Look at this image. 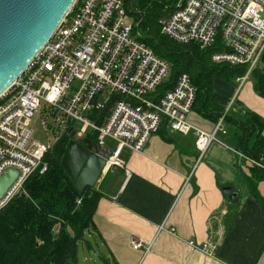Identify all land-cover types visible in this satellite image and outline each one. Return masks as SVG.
Instances as JSON below:
<instances>
[{"label":"built area","instance_id":"obj_1","mask_svg":"<svg viewBox=\"0 0 264 264\" xmlns=\"http://www.w3.org/2000/svg\"><path fill=\"white\" fill-rule=\"evenodd\" d=\"M127 15L126 0H76L50 40L0 95V176L9 169L18 171L0 199V209L22 192L35 171L47 170L46 155L71 122L82 123L76 137L95 130L99 150L108 146L107 139L115 141L104 172L124 167L123 150L143 151L164 122L172 131L194 133L200 157L212 143H224L218 133L226 132V113L213 131L189 121L197 87L188 73H181L172 88L153 99L169 79L171 64L141 39L139 23L128 21ZM160 24L171 39L202 49L220 39L224 50L212 60L247 66L242 80L264 54V0H178L177 9ZM39 113L44 115L43 126H51L50 119L52 129L58 130L45 142L33 137ZM94 113L101 122L93 119ZM242 154L264 173L263 156ZM133 246L142 247V240L135 239ZM218 246L208 240L200 249L213 257Z\"/></svg>","mask_w":264,"mask_h":264},{"label":"crops","instance_id":"obj_2","mask_svg":"<svg viewBox=\"0 0 264 264\" xmlns=\"http://www.w3.org/2000/svg\"><path fill=\"white\" fill-rule=\"evenodd\" d=\"M240 78L214 74L210 96L218 108L210 116L192 110L189 121L213 131L218 109L264 118L254 79ZM224 127V143H212L202 157L194 133L166 124L143 151L124 149L125 166H111L95 185L103 196L78 243L77 264H264V174L237 149L233 126ZM135 239L142 247L134 248ZM208 240L219 242L213 257L200 249Z\"/></svg>","mask_w":264,"mask_h":264},{"label":"trees","instance_id":"obj_3","mask_svg":"<svg viewBox=\"0 0 264 264\" xmlns=\"http://www.w3.org/2000/svg\"><path fill=\"white\" fill-rule=\"evenodd\" d=\"M177 7L178 0H133V6L126 0L128 14L139 23L141 39L171 64L169 79L157 88L153 99L158 100L172 88L181 73H188L197 87L193 110L210 116L218 108L210 96L212 76L219 73L242 77L247 66L214 62L213 54L224 50L220 39L212 47L202 49L164 34L160 20ZM250 76L256 91L264 97V54ZM218 110L216 123L224 113ZM92 117L102 121L98 113ZM224 120L233 126L238 150L264 157V118L248 110L242 118L226 113ZM76 131L71 122L47 153V170L35 171L25 181L22 192L0 209V264H77L78 243L92 225L103 194L95 186L79 192L62 166V157L73 139L91 151H99L95 130L87 129L82 138L76 137Z\"/></svg>","mask_w":264,"mask_h":264},{"label":"water","instance_id":"obj_4","mask_svg":"<svg viewBox=\"0 0 264 264\" xmlns=\"http://www.w3.org/2000/svg\"><path fill=\"white\" fill-rule=\"evenodd\" d=\"M76 0H0V95L24 72L39 50L50 40ZM133 6V0H130ZM112 149L91 151L71 140L61 163L76 189L95 186L106 168ZM18 171L0 176V199L14 182ZM235 197L233 187L224 188Z\"/></svg>","mask_w":264,"mask_h":264},{"label":"rangeland","instance_id":"obj_5","mask_svg":"<svg viewBox=\"0 0 264 264\" xmlns=\"http://www.w3.org/2000/svg\"><path fill=\"white\" fill-rule=\"evenodd\" d=\"M134 17H135L134 15L128 14L127 15V20L133 22L134 21ZM78 85H79V81H75L74 84H73L74 87H77ZM43 119H44V115L43 114H41V113L37 114L35 116L34 120H33L32 127H33V130H34V135H33L34 139L45 142L47 140H50V138H53L54 136H56L57 133H58V130L54 131L52 129V121L50 119H49V121L51 123V126H50V124H48V127L43 126ZM81 125H82L81 122H77L75 124L76 129L77 130L80 129ZM78 138H82V137H78ZM107 141L112 146H114V142H113L112 139H107ZM80 250H81V252H83L82 248H80ZM81 259L82 260L84 259L83 256H82ZM89 263L94 264V262L92 260H90Z\"/></svg>","mask_w":264,"mask_h":264}]
</instances>
